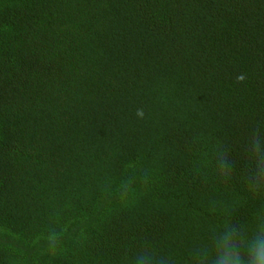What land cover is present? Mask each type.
<instances>
[{
	"label": "trees",
	"instance_id": "trees-1",
	"mask_svg": "<svg viewBox=\"0 0 264 264\" xmlns=\"http://www.w3.org/2000/svg\"><path fill=\"white\" fill-rule=\"evenodd\" d=\"M261 221L264 0H0V264H196Z\"/></svg>",
	"mask_w": 264,
	"mask_h": 264
},
{
	"label": "clouds",
	"instance_id": "clouds-1",
	"mask_svg": "<svg viewBox=\"0 0 264 264\" xmlns=\"http://www.w3.org/2000/svg\"><path fill=\"white\" fill-rule=\"evenodd\" d=\"M195 261L196 264H264V221L257 224L251 235L246 230L237 232L226 222L213 244L198 251ZM136 264L152 262L140 255Z\"/></svg>",
	"mask_w": 264,
	"mask_h": 264
}]
</instances>
